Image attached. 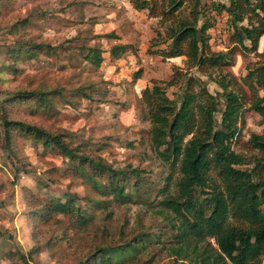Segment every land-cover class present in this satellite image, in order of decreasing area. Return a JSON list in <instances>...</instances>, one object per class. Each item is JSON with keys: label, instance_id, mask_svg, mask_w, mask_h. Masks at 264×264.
I'll list each match as a JSON object with an SVG mask.
<instances>
[{"label": "rangeland", "instance_id": "374dc122", "mask_svg": "<svg viewBox=\"0 0 264 264\" xmlns=\"http://www.w3.org/2000/svg\"><path fill=\"white\" fill-rule=\"evenodd\" d=\"M226 1L202 0L206 12L202 22L212 26L208 30L211 52H225L233 46L229 15L216 10ZM189 8L184 16H188ZM25 19L31 24L13 28ZM110 34L116 38H107ZM29 38L55 50L35 59H22L16 65L18 71H11L8 48ZM165 39V30L158 20L138 12L130 0H0V107L5 103L7 118L53 135H65L72 146L83 145V152L102 158L115 170L139 171V178L131 179L127 186L126 192L131 195L127 204L113 202L109 220L104 219V213L96 212V221L88 230L79 235L68 232V242L61 246L68 219L54 217L51 225L39 227L43 233L36 232L31 206L51 198L64 202L66 196L99 200L101 196L71 168L67 159L44 148L33 136H15L10 151L0 124V264H26L17 263V253L31 254L27 264H78L100 239L117 243L122 235L133 238L141 233L159 236L162 243L148 245L136 264L181 263L167 249L169 215L160 214L158 208L163 189L169 185L174 192L179 175L154 152L151 124L142 118V92L153 82L170 81L178 68L187 70L186 58L165 60L151 53L164 48ZM116 45L124 46L125 53L113 60L110 51ZM82 47L103 51L101 67L85 61ZM263 51L264 38L260 47ZM235 59V65L223 70V74L230 73L240 81L258 60L255 53H238ZM219 73L222 72H215L214 79L200 73L195 76H201L205 86L216 93L214 80ZM180 85L184 86L185 80ZM82 87L88 89L90 98L73 96L72 90ZM58 88H63L64 96L46 111L36 104L30 103L32 107L26 108L8 101L20 92ZM166 91L170 99L180 94L179 87ZM245 120L242 140L262 133L264 126L258 115L248 112ZM233 148L242 151L238 144ZM49 239L58 245L49 248ZM10 252L15 253L17 260L10 258Z\"/></svg>", "mask_w": 264, "mask_h": 264}, {"label": "trees", "instance_id": "16d2710c", "mask_svg": "<svg viewBox=\"0 0 264 264\" xmlns=\"http://www.w3.org/2000/svg\"><path fill=\"white\" fill-rule=\"evenodd\" d=\"M130 1L138 12L157 19L165 30L164 48L151 53L165 60L186 58L187 61L186 71L178 68L170 81L153 82L152 87L142 92V118L151 124L154 152L179 175L175 191L167 185L158 206L160 214L169 215L166 220L171 233L167 249L180 264L186 261L189 264H264V129L260 134H251L247 141L242 140L241 133L248 112L258 115L264 126V51L260 52L264 38V0H227L216 7L229 15L233 31L230 37L233 46L225 52H211L208 30L212 26L202 22L206 13L202 0ZM187 6L189 13L184 16ZM30 24L31 20L25 19L13 28ZM106 37L116 38L113 34ZM53 50L51 45L31 38L16 41L8 48V59L13 63L9 67L11 71H18L16 65L22 59H35ZM80 51L90 65L101 67L103 64L101 49L82 47ZM124 53L125 47L116 45L111 48L110 58L118 60ZM238 53H255L258 58L241 81L230 73L223 74V70L235 65ZM215 72L222 73L215 78L218 89L212 93L195 73L212 79ZM182 80H185L184 86L180 85ZM164 86L179 87L180 94L170 99ZM87 90L77 88L72 94L90 98ZM63 96V88H58L20 92L8 101L24 107L36 104L46 111ZM5 107V103L0 107V124L10 151L15 136H33L44 148L67 159L71 168L101 196L100 200L66 196L64 202L51 198L31 206L36 232L43 233L39 227L51 225L54 217L68 219L69 224L60 238L62 246L68 242L70 233L79 235L88 230L96 221V212L104 213V219L109 220L113 202L130 201L131 195L126 189L131 179L139 178V171L115 170L102 158L83 152V145L72 146L65 135H53L10 120L4 114ZM234 144L242 151L236 152ZM158 238L141 233L133 238L122 235L117 243L100 239L78 264H136L148 245L162 243ZM57 245L51 239L47 242L49 248ZM17 256L10 252V258L17 263L27 264L32 259L31 254L17 253Z\"/></svg>", "mask_w": 264, "mask_h": 264}]
</instances>
